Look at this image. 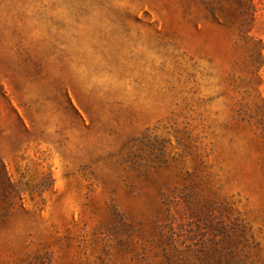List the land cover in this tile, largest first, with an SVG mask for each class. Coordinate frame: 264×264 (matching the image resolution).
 I'll use <instances>...</instances> for the list:
<instances>
[{
    "label": "rangeland",
    "instance_id": "374dc122",
    "mask_svg": "<svg viewBox=\"0 0 264 264\" xmlns=\"http://www.w3.org/2000/svg\"><path fill=\"white\" fill-rule=\"evenodd\" d=\"M264 264V0H0V264Z\"/></svg>",
    "mask_w": 264,
    "mask_h": 264
},
{
    "label": "trees",
    "instance_id": "16d2710c",
    "mask_svg": "<svg viewBox=\"0 0 264 264\" xmlns=\"http://www.w3.org/2000/svg\"><path fill=\"white\" fill-rule=\"evenodd\" d=\"M216 264H237V262L233 257L221 256L218 259H216Z\"/></svg>",
    "mask_w": 264,
    "mask_h": 264
}]
</instances>
